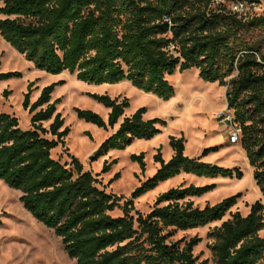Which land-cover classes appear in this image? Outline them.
I'll return each mask as SVG.
<instances>
[{"label":"trees","instance_id":"16d2710c","mask_svg":"<svg viewBox=\"0 0 264 264\" xmlns=\"http://www.w3.org/2000/svg\"><path fill=\"white\" fill-rule=\"evenodd\" d=\"M213 1L0 0V36L36 68L52 74L67 71L88 84L128 80L167 100L173 87L165 76L194 68L202 81L226 86L227 108L240 126V147L264 199V16L242 20L230 13L231 0ZM11 76L20 73H0V79ZM55 85L42 87L30 102L28 84L22 100L30 115L27 129L19 127L15 116L0 112V180L21 192L26 211L53 230L76 264H207L197 263L192 254L199 238L180 246L170 237L175 231L220 221L236 204L237 194L199 207L192 198L211 191L214 184H180L158 194L146 214L131 213L133 200L181 173L241 178V170L188 158L184 137L169 136L171 157L164 161L157 149L155 172L120 204L122 198L99 188L76 158L68 156L67 167L52 157L69 131L56 112L59 100H51ZM92 97L109 108L107 120L79 108L77 117L103 129L118 124L93 159L150 139L160 132L157 124H164L158 118L144 119V107L124 116L126 98ZM215 149H203L201 156ZM143 157V152L130 156L142 171ZM113 163L105 162L102 171ZM118 177L116 173L111 181ZM115 209L120 216L110 215ZM262 231L261 200L254 201L246 215L231 213L209 233L214 264H261Z\"/></svg>","mask_w":264,"mask_h":264},{"label":"rangeland","instance_id":"374dc122","mask_svg":"<svg viewBox=\"0 0 264 264\" xmlns=\"http://www.w3.org/2000/svg\"><path fill=\"white\" fill-rule=\"evenodd\" d=\"M7 72H19L20 76L0 79V112L15 116L21 129L29 128L30 115L22 107L28 84H31L29 100L33 102L42 87L55 83L51 100H59L56 112L63 119V127H68L69 131L63 143L52 150V157L66 163L67 167H70L68 156L76 158L82 169L96 178L99 188L122 198L120 204L130 198L134 188L155 172L159 166L153 159L157 149L164 160L171 157L169 136L184 137V155L188 158L202 157L203 149L215 147V150L203 156V162L222 167H238L241 170V178L181 173L133 200L134 210L131 213L137 211L146 214L158 194L180 184H214L211 191L192 198L199 207L215 204L237 194L236 204L220 221L186 231H175L170 237L171 241L179 242L180 246L193 237L199 238L192 250L197 263L205 260L207 264H214L208 248L212 242L209 233L221 221L229 218L235 211L246 215L250 205L256 200H261L264 206V199L252 178V169L244 151L239 142H229L227 131L216 119L226 110L232 113L226 104V86H220L218 82L202 81L198 77V70L193 68L166 75L165 78L173 87V95L163 100L153 93L138 89L128 80L115 84H88L77 80L67 71L58 74L45 72L36 68L32 61L27 60L0 36V73ZM92 95H107L119 100L126 98L128 106L124 110L125 115L144 107L145 118H158L164 124H157L160 132L150 139L136 140L124 149L110 150L106 155L93 159L92 154L114 128L103 129L77 117L76 109L79 108L94 111L107 120L109 108ZM47 125L46 122L43 124L44 127ZM141 152L145 163L143 171L130 158L132 154ZM112 160L115 163L108 171L103 172V164ZM116 173L119 177L111 181ZM20 194L19 190L9 188L0 180V264H76L75 260L66 255L61 239L55 236L53 230L36 221L26 211L19 200ZM110 215L120 216L121 211L115 209ZM260 234L264 235V231ZM261 264H264V259Z\"/></svg>","mask_w":264,"mask_h":264},{"label":"built area","instance_id":"2783aa9c","mask_svg":"<svg viewBox=\"0 0 264 264\" xmlns=\"http://www.w3.org/2000/svg\"><path fill=\"white\" fill-rule=\"evenodd\" d=\"M224 0H214V4L223 3ZM230 13L237 18L247 20L252 17L264 16V0H231L228 3ZM217 122L227 131L230 143H238L240 126L234 119L233 114L224 111L217 116Z\"/></svg>","mask_w":264,"mask_h":264},{"label":"crops","instance_id":"0c3cea01","mask_svg":"<svg viewBox=\"0 0 264 264\" xmlns=\"http://www.w3.org/2000/svg\"><path fill=\"white\" fill-rule=\"evenodd\" d=\"M131 114H132V113H131ZM131 114L125 115V111H124V116H129V115H131ZM143 117H144V115H143ZM144 119H150V118H145V117H144ZM117 126H118V124H116V125L113 127V128H114L113 131L110 132L108 135H110L111 133H113V132L115 131V129L117 128ZM26 129H27V128H26ZM108 135H107V136H108ZM107 136H106V137H107ZM106 137H105V138H106ZM105 138H104V139H105ZM135 141H136V140H135ZM135 141H134V142H135ZM132 143H133V142H132ZM171 151H172V150H171ZM171 155H172V154H171ZM196 157L198 158V157H200V156H196ZM196 157H195V158H196ZM169 158H170V157H169ZM169 158H168V159H169ZM203 158H204V157H200V160L202 161ZM168 159H165L164 161H167Z\"/></svg>","mask_w":264,"mask_h":264},{"label":"bare ground","instance_id":"6f19581e","mask_svg":"<svg viewBox=\"0 0 264 264\" xmlns=\"http://www.w3.org/2000/svg\"><path fill=\"white\" fill-rule=\"evenodd\" d=\"M196 72V71H195ZM73 76V75H72Z\"/></svg>","mask_w":264,"mask_h":264}]
</instances>
